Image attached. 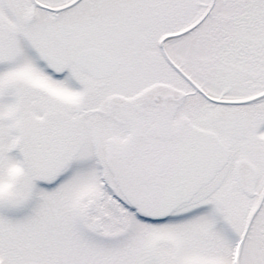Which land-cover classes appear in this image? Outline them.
<instances>
[{"label":"snow or ice","instance_id":"6c2138e0","mask_svg":"<svg viewBox=\"0 0 264 264\" xmlns=\"http://www.w3.org/2000/svg\"><path fill=\"white\" fill-rule=\"evenodd\" d=\"M0 264H264V0H0Z\"/></svg>","mask_w":264,"mask_h":264}]
</instances>
